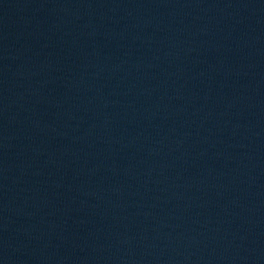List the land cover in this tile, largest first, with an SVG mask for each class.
<instances>
[{"label": "water", "instance_id": "obj_1", "mask_svg": "<svg viewBox=\"0 0 264 264\" xmlns=\"http://www.w3.org/2000/svg\"><path fill=\"white\" fill-rule=\"evenodd\" d=\"M110 22L264 73V0H63Z\"/></svg>", "mask_w": 264, "mask_h": 264}]
</instances>
